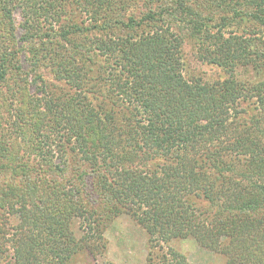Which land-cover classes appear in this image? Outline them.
<instances>
[{"label":"trees","instance_id":"trees-1","mask_svg":"<svg viewBox=\"0 0 264 264\" xmlns=\"http://www.w3.org/2000/svg\"><path fill=\"white\" fill-rule=\"evenodd\" d=\"M6 1L0 0V264H66L80 247L74 219L102 238L121 213L142 226L150 248L192 237L224 264H264V0H166L176 8L164 1L146 11L133 7V14L135 0H57L58 12L72 18L57 31L67 48L54 55L48 45L56 36L33 32L28 21L15 36ZM175 9L193 16L186 32L158 24ZM84 32L92 34L80 44L74 35ZM183 36L198 40L196 62L227 77L186 78ZM21 39L44 44L26 57L28 69L18 59ZM106 56L114 59L109 69L101 64ZM240 66L252 78L235 75ZM28 73L40 96L26 91ZM8 81L16 88L7 90ZM116 167L127 182L120 183ZM55 178L61 182L53 184ZM198 199L207 208L196 211ZM6 215L14 234H6ZM231 231L238 232L236 243L223 240ZM8 245L14 259L3 263Z\"/></svg>","mask_w":264,"mask_h":264},{"label":"rangeland","instance_id":"rangeland-1","mask_svg":"<svg viewBox=\"0 0 264 264\" xmlns=\"http://www.w3.org/2000/svg\"><path fill=\"white\" fill-rule=\"evenodd\" d=\"M164 1L166 4L173 6L171 4L173 2H166V0H151L149 2H147V0H135L131 3L132 7H129L128 14L131 12L133 14V7L137 8L139 11H146L149 9L148 6L156 8ZM182 1L188 5L194 6L195 4H193V2H202L203 0ZM6 2H8V0ZM58 4L59 1L57 0H11L12 18L17 28L15 36L19 37L24 33V31L26 32L25 28H22L19 26V24H22L23 21H28L34 30L33 32L49 36H56L53 39L56 41H52L51 44L48 45L50 55L59 53L63 46L67 48V45H63L64 41L62 37H58L57 31H59V27L61 25L69 23L72 15L69 13H59ZM173 8L176 7L173 6ZM193 8L198 10L197 7ZM70 10L71 8H69V11ZM201 12L203 13L204 10L202 9ZM192 17L193 16L189 12H179L178 9H175L172 14L165 17L162 16L164 20L161 18L162 20L158 24L164 25V23H169V27H173L172 31H176V26H180L181 30L186 32V29L183 26H185V22L191 20ZM48 18H50V20ZM81 19L82 24H80V26L83 27V23H87L85 16L83 14H78L75 18L77 22H79ZM244 25L251 27L247 23ZM91 34L92 32H89L88 35ZM88 35L87 32L75 34L74 39L78 40L80 44H85L87 43L88 38L86 37ZM183 37L185 38L182 44V62L184 64L183 73L186 78H190V76H199L207 80H215L218 77H227V71L222 68H218L210 64H199L196 62L195 54H197L196 50L198 46L194 44V40L195 42H198V40H196V38L194 39V37ZM17 42L18 49L21 50L18 59L22 64L23 69H28L29 66L26 61V57L28 56L29 58L32 53H40L44 47V44H41L39 40L25 41L21 39L17 40ZM103 59L104 61L101 64L102 66L108 67L107 69H109V66L114 63V59H111L110 57L108 58V56L104 57ZM55 63L56 62L53 59L51 62L49 61V66L51 67ZM234 74L238 75L239 77L240 75H243L244 77L252 78V72L247 67L244 68L243 66H240L237 70H235ZM24 80V83L26 84L25 88L28 94L30 96L31 94L40 96V92H38V90L34 88L31 83L32 74H29L28 78ZM5 86L7 87V90L16 88V86H13L12 81H8ZM3 90L5 91V88H3ZM126 167H128V165ZM116 168L117 170L112 172H115L117 176L121 178L120 183L127 182L128 180L125 179V176H123L121 168ZM72 173H74V171L69 169L67 175L71 176ZM57 182H61V180L55 178L53 180V184H57ZM217 199L220 204L228 205L226 196L225 198L223 196H217ZM198 200L197 204L195 205L196 211L207 208L205 205H203L206 203L205 200ZM126 203L128 205V200ZM213 204L210 203L212 207H214L216 203ZM212 207L210 210H212ZM9 218L11 219L3 220L5 229L7 230L6 234H14L15 229L13 231L11 226L15 225L12 223V217L10 216ZM18 223L19 220L17 219V224ZM71 231H73L74 235L79 239L80 247H77V249L70 255V258L67 260V262H65L66 264H148V256L151 258L149 264H224L225 262L222 255L215 253L209 248L200 246L192 237L182 239L174 238L167 245L161 241L156 243L154 247L150 248L146 231L128 213H121L120 215L114 217L108 224L106 230L103 232L102 238L96 236V232L88 231L85 221L79 218L74 219L73 223H71ZM15 233L18 234L19 232ZM237 235L238 232L236 233L235 231H231V234L229 233L228 237L224 236L223 240H231L230 242L236 243ZM231 237L234 238L231 239ZM169 248H173L174 250L178 251L184 260L182 261V259L172 256L169 252ZM7 250V253L3 255L5 257L4 261H2L3 263L11 259L13 261L14 259L13 248L9 246ZM51 261L55 262V259Z\"/></svg>","mask_w":264,"mask_h":264}]
</instances>
